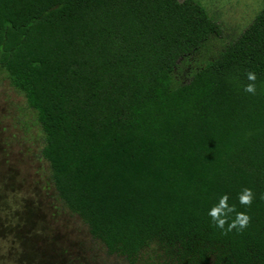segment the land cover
Returning <instances> with one entry per match:
<instances>
[{"label": "trees", "instance_id": "16d2710c", "mask_svg": "<svg viewBox=\"0 0 264 264\" xmlns=\"http://www.w3.org/2000/svg\"><path fill=\"white\" fill-rule=\"evenodd\" d=\"M220 32L196 0H0V69L36 115L56 195L125 264L151 248L171 264H264V4L173 83ZM224 194L248 227L212 222Z\"/></svg>", "mask_w": 264, "mask_h": 264}, {"label": "rangeland", "instance_id": "374dc122", "mask_svg": "<svg viewBox=\"0 0 264 264\" xmlns=\"http://www.w3.org/2000/svg\"><path fill=\"white\" fill-rule=\"evenodd\" d=\"M221 27L177 61L175 85L188 81L251 22L264 0H196ZM34 111L0 69V264H125L109 256L86 224L63 206L41 157ZM139 264H171L155 248Z\"/></svg>", "mask_w": 264, "mask_h": 264}, {"label": "clouds", "instance_id": "9594fccd", "mask_svg": "<svg viewBox=\"0 0 264 264\" xmlns=\"http://www.w3.org/2000/svg\"><path fill=\"white\" fill-rule=\"evenodd\" d=\"M246 76L250 83L244 86V91L255 95V81L257 79L256 73L249 71L246 73ZM254 195L255 194L251 188H244L238 196L239 203L241 205L251 207ZM260 198L264 199V194H261ZM228 200V195L224 194L219 198V202L210 209L208 215L211 217L212 222L216 225V227L225 230L226 232L231 231L232 229L240 231L248 227L251 222V217L246 212L237 211L236 205H229ZM233 213H235V218L231 219L229 222ZM225 225H227L226 229Z\"/></svg>", "mask_w": 264, "mask_h": 264}]
</instances>
